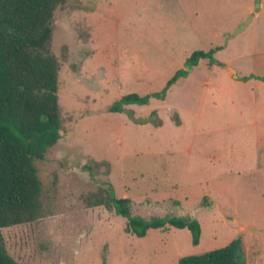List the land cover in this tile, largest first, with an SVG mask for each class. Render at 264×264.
<instances>
[{
    "label": "rangeland",
    "instance_id": "rangeland-1",
    "mask_svg": "<svg viewBox=\"0 0 264 264\" xmlns=\"http://www.w3.org/2000/svg\"><path fill=\"white\" fill-rule=\"evenodd\" d=\"M49 27L60 136L33 160L39 217L0 227L5 253L18 264H176L239 237L244 264H264V82L241 79L264 77V0H60ZM214 47L163 99L107 110ZM107 184L131 214L194 217L198 243L186 228L125 231L91 203Z\"/></svg>",
    "mask_w": 264,
    "mask_h": 264
},
{
    "label": "trees",
    "instance_id": "trees-1",
    "mask_svg": "<svg viewBox=\"0 0 264 264\" xmlns=\"http://www.w3.org/2000/svg\"><path fill=\"white\" fill-rule=\"evenodd\" d=\"M58 2L60 0H0V227L33 221L40 215L41 184L33 160L41 159L60 136L56 94L58 63L46 49L49 22ZM217 48L191 51L183 66L176 69L159 90L142 95L125 93L107 110L121 112L124 105H143L150 98L163 99L168 88L178 78L185 77L199 59L212 63V54ZM250 77L264 82V77L253 75L241 79ZM90 199L93 204L112 208L116 215L125 219V231L137 237H142L149 228L166 230L173 226L186 228L191 244L198 243L200 226L194 217L162 215L143 218L131 214L130 199L116 197L109 184L103 191L93 193ZM242 263L239 237L220 247L180 256L176 262ZM0 264H18L5 253L1 236Z\"/></svg>",
    "mask_w": 264,
    "mask_h": 264
},
{
    "label": "water",
    "instance_id": "water-1",
    "mask_svg": "<svg viewBox=\"0 0 264 264\" xmlns=\"http://www.w3.org/2000/svg\"><path fill=\"white\" fill-rule=\"evenodd\" d=\"M232 72H233V70H231ZM233 76H234V74H233Z\"/></svg>",
    "mask_w": 264,
    "mask_h": 264
},
{
    "label": "crops",
    "instance_id": "crops-1",
    "mask_svg": "<svg viewBox=\"0 0 264 264\" xmlns=\"http://www.w3.org/2000/svg\"><path fill=\"white\" fill-rule=\"evenodd\" d=\"M199 60H200V59H199ZM199 60H198V61H199Z\"/></svg>",
    "mask_w": 264,
    "mask_h": 264
}]
</instances>
